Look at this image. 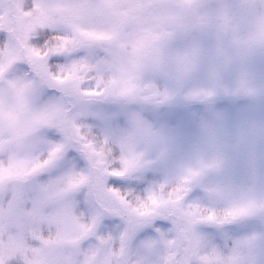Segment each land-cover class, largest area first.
<instances>
[{
  "label": "rangeland",
  "instance_id": "rangeland-1",
  "mask_svg": "<svg viewBox=\"0 0 264 264\" xmlns=\"http://www.w3.org/2000/svg\"><path fill=\"white\" fill-rule=\"evenodd\" d=\"M262 12L264 0H0V27L14 26L0 62V264L15 257L25 264H258L264 247L259 211L248 217V228L222 245L199 243L189 226L166 244L153 238L130 251V229L97 235L95 213H81L56 196L63 186L53 194H47V184L26 188L25 176L37 167L29 161L42 127L55 121L67 140L72 126L59 102L39 105L33 81L13 68L17 61L31 63L44 55L28 39L46 26L62 33L60 47L102 49L103 55L78 60L57 74L64 81L95 78L103 85L100 91L113 90L117 107L131 108L126 128L93 134V151L103 156L115 146L127 162L128 129L133 121L150 120L164 138L138 136L135 149L160 171L158 191L180 192L191 180L225 189L217 210L242 202L259 205L264 202V44L253 36L264 24ZM97 67L91 75H77ZM80 92L90 101L95 84ZM207 92L217 97L215 105L183 104L185 97ZM154 93L176 103L158 109L139 103ZM205 164L215 166L205 169ZM83 238L75 256L70 248L51 247Z\"/></svg>",
  "mask_w": 264,
  "mask_h": 264
},
{
  "label": "snow or ice",
  "instance_id": "snow-or-ice-1",
  "mask_svg": "<svg viewBox=\"0 0 264 264\" xmlns=\"http://www.w3.org/2000/svg\"><path fill=\"white\" fill-rule=\"evenodd\" d=\"M57 32V28L46 26L31 39L36 46H43ZM0 38H3L2 32ZM55 43L56 47H49L39 59L31 63L17 61L13 68L15 73H26V78L33 81L39 105L47 108L59 102L66 110L69 126H72V135L67 140L55 121L42 127L32 147L34 159L29 161L36 163L37 167L26 188L35 189L47 184V194H53L63 186L64 191L56 196L81 213H95L97 235L130 229L134 236L130 251H135L138 243L146 244L153 238L166 244L170 236L186 231L189 226H193L192 234L199 243L222 245L250 226L248 217L254 212L259 211L264 220V202L259 205L234 203L217 210V205L224 202L225 189L220 185L188 180L180 192L166 194L163 190L158 191L160 171L154 162L146 160L144 154L135 149L138 136L148 141L164 138L160 131L154 130L150 120L133 121L128 129L124 137L130 149L127 162L118 158L115 147L110 152L105 151L103 156L93 151L97 147L93 134L101 129L114 133L126 128L131 108L117 107L113 90L105 88L100 91L103 85L95 78L57 79V74L62 75L67 65L103 55V50L67 43L60 47L59 41ZM95 71H99V67L79 69L77 75L88 76ZM93 84V99L85 102L80 89L87 87L91 90ZM216 99L213 93L207 92L202 96L185 97L183 104L188 107L195 103L215 105ZM139 103L158 109L176 101L154 93L143 97ZM214 166L205 164L203 167ZM259 255L258 264H264V247L260 248Z\"/></svg>",
  "mask_w": 264,
  "mask_h": 264
},
{
  "label": "trees",
  "instance_id": "trees-1",
  "mask_svg": "<svg viewBox=\"0 0 264 264\" xmlns=\"http://www.w3.org/2000/svg\"><path fill=\"white\" fill-rule=\"evenodd\" d=\"M13 29H14V26H11V27L10 26L0 27V32L3 33V38H0V62L5 57V50H6V45H7V41H8L7 33H12V35H13L14 34L13 33ZM43 30H44V28H40L35 34L30 36V38L28 39V43H30L33 47L37 48L40 52H42L44 54L48 50L49 47H52V48L56 47V43L55 42L56 41H60L62 33L60 31H58L56 35L50 37L49 41L45 42V45L38 47V46H36L34 44V42L31 39V37H34V36L38 35L39 32H41ZM32 173L33 172L28 173L25 176V178L29 180V178L32 175ZM85 238H83L82 240H80L77 243H73V242H70V241L58 242V243L54 244V246L52 244L51 247H55L59 251L61 249H63V248H70V249H72V251H74V256H75L76 245H79V243L82 242ZM35 239L38 240V238H35ZM3 264H25V263L21 260V258L15 257V258H11V259L5 260Z\"/></svg>",
  "mask_w": 264,
  "mask_h": 264
},
{
  "label": "clouds",
  "instance_id": "clouds-1",
  "mask_svg": "<svg viewBox=\"0 0 264 264\" xmlns=\"http://www.w3.org/2000/svg\"><path fill=\"white\" fill-rule=\"evenodd\" d=\"M261 14L264 15V12H262ZM253 38L257 42L264 44V24H260L257 26Z\"/></svg>",
  "mask_w": 264,
  "mask_h": 264
}]
</instances>
